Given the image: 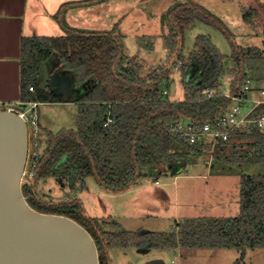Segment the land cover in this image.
Instances as JSON below:
<instances>
[{"label":"trees","instance_id":"trees-1","mask_svg":"<svg viewBox=\"0 0 264 264\" xmlns=\"http://www.w3.org/2000/svg\"><path fill=\"white\" fill-rule=\"evenodd\" d=\"M184 6L177 7L178 13L172 16L173 32L165 37L167 56L144 76L143 67L129 60L119 35L69 31L66 36L22 41V103L63 101L42 89L37 81L40 67L53 57L56 69L73 75L75 86L90 81V89L74 101L78 104L77 128L45 135L41 152L37 145L29 156L26 172L32 175V181L21 183V193L33 210L68 217L83 227L94 241L98 264L109 263L108 249L146 248L148 242L156 248L181 244L237 249L241 257L246 249L264 248V173L241 176L236 216L187 222L180 227L179 236L174 232L153 235L104 231L93 219L82 218V205L76 197L68 195L54 204L45 202L36 192L38 180L80 182L83 188L84 179L93 178L104 192L121 194L145 175L143 169L165 166L176 173L194 158L225 152L227 164H264V133L237 131L211 153L209 144H189L171 131L179 121L202 123L223 111L228 99L218 92L208 97L205 92L219 88L224 77H229V93H236L246 79L255 86L264 83V54L260 48L236 45L221 22L202 6L190 2ZM196 19L225 34L230 41L229 57L198 37L187 63H183V34ZM178 62L182 63L178 70L186 94L182 101L171 98L175 93L170 91ZM108 118L111 123L104 127Z\"/></svg>","mask_w":264,"mask_h":264},{"label":"rangeland","instance_id":"rangeland-1","mask_svg":"<svg viewBox=\"0 0 264 264\" xmlns=\"http://www.w3.org/2000/svg\"><path fill=\"white\" fill-rule=\"evenodd\" d=\"M189 2L202 6L218 19L233 43L258 47L264 54V0H29L25 34L27 39L36 40L66 36L69 31L119 35L129 60L143 67L144 76L167 56L165 37L173 32L172 16L178 13L177 7ZM57 12L55 19L50 17ZM198 37L210 41L222 56H230V41L225 34L218 27L196 19L193 27L183 34V63H187ZM174 81L176 91L171 98L182 101L186 94L180 70L174 72ZM222 81L216 92L227 93L229 77ZM260 86L264 87V83ZM9 106L26 109L30 115L36 113L39 152L46 134L77 128L75 102L36 103L35 108ZM5 108L8 107L0 106ZM28 128L32 135L30 123ZM32 151L30 139L28 159ZM226 154L194 158L176 173L165 166L143 169L145 175L121 194L104 192L93 178H85L83 188L80 182L38 180L36 192L45 202L54 204L68 195L76 197L82 205V218L93 219L104 231H141L153 235L174 232L179 236L180 227L187 222L203 217L236 216L241 176L264 173V164H227ZM27 182L23 177L21 183ZM145 246L108 249V264H264V248L246 249L241 257L237 249L191 248L181 244L175 248H156L152 242Z\"/></svg>","mask_w":264,"mask_h":264},{"label":"water","instance_id":"water-1","mask_svg":"<svg viewBox=\"0 0 264 264\" xmlns=\"http://www.w3.org/2000/svg\"><path fill=\"white\" fill-rule=\"evenodd\" d=\"M53 61L55 58L53 57ZM43 64L37 81L65 102H74L91 87L75 86L73 75ZM175 84L170 91L174 93ZM25 105V104H21ZM29 153L28 128L16 113L0 110V264H98L89 233L72 219L29 207L21 193Z\"/></svg>","mask_w":264,"mask_h":264},{"label":"built area","instance_id":"built-area-1","mask_svg":"<svg viewBox=\"0 0 264 264\" xmlns=\"http://www.w3.org/2000/svg\"><path fill=\"white\" fill-rule=\"evenodd\" d=\"M181 62H178L174 69L177 71ZM32 91V88H30ZM166 92H164L165 94ZM208 97L213 96L216 90H208L205 92ZM219 95L228 99V102L223 111L210 121L205 122H177L172 126L171 131L175 134L185 138L189 144L201 143L209 144L213 153L214 148L219 143L228 142L237 131L252 132L258 131L264 133V87L255 86L251 80L246 79L236 93H218ZM21 108L30 107L35 108L36 103H24ZM16 113L26 123L32 127V135H30L28 128L29 146L30 139L32 140V149L37 148L38 137V117L36 113L30 115L28 110L16 109L13 106L2 109ZM111 123V119L108 118L104 127ZM29 154V153H28ZM23 177H26L29 181H32V175L24 172Z\"/></svg>","mask_w":264,"mask_h":264},{"label":"crops","instance_id":"crops-1","mask_svg":"<svg viewBox=\"0 0 264 264\" xmlns=\"http://www.w3.org/2000/svg\"><path fill=\"white\" fill-rule=\"evenodd\" d=\"M28 5L29 0H0V106L24 104L20 100L21 46L27 39ZM56 14L50 17L55 19Z\"/></svg>","mask_w":264,"mask_h":264},{"label":"flooded vegetation","instance_id":"flooded-vegetation-1","mask_svg":"<svg viewBox=\"0 0 264 264\" xmlns=\"http://www.w3.org/2000/svg\"><path fill=\"white\" fill-rule=\"evenodd\" d=\"M77 87V86H76Z\"/></svg>","mask_w":264,"mask_h":264}]
</instances>
